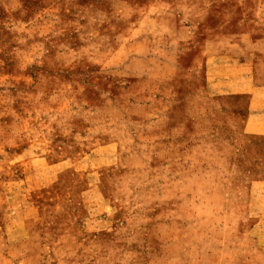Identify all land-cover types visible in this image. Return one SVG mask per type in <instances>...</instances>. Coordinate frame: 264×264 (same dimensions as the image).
Here are the masks:
<instances>
[{
	"label": "rangeland",
	"instance_id": "obj_1",
	"mask_svg": "<svg viewBox=\"0 0 264 264\" xmlns=\"http://www.w3.org/2000/svg\"><path fill=\"white\" fill-rule=\"evenodd\" d=\"M0 264H264V0H0Z\"/></svg>",
	"mask_w": 264,
	"mask_h": 264
}]
</instances>
